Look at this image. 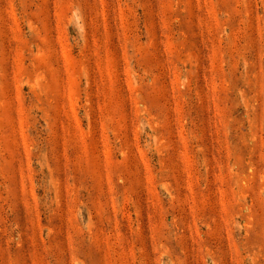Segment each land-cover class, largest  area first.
<instances>
[{"label": "rangeland", "instance_id": "rangeland-1", "mask_svg": "<svg viewBox=\"0 0 264 264\" xmlns=\"http://www.w3.org/2000/svg\"><path fill=\"white\" fill-rule=\"evenodd\" d=\"M0 264H264V0H0Z\"/></svg>", "mask_w": 264, "mask_h": 264}]
</instances>
